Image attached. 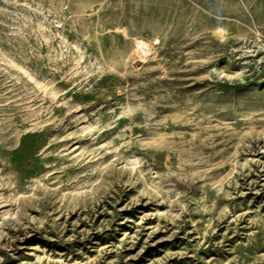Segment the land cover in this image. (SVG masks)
Returning a JSON list of instances; mask_svg holds the SVG:
<instances>
[{
	"label": "rangeland",
	"instance_id": "rangeland-1",
	"mask_svg": "<svg viewBox=\"0 0 264 264\" xmlns=\"http://www.w3.org/2000/svg\"><path fill=\"white\" fill-rule=\"evenodd\" d=\"M0 264H264V0H0Z\"/></svg>",
	"mask_w": 264,
	"mask_h": 264
}]
</instances>
